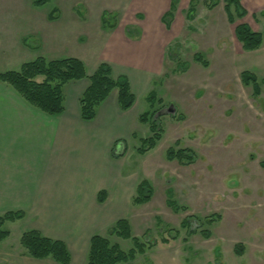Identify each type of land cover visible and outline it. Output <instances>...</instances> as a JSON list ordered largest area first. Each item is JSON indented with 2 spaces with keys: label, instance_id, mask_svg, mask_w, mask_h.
I'll return each instance as SVG.
<instances>
[{
  "label": "rangeland",
  "instance_id": "374dc122",
  "mask_svg": "<svg viewBox=\"0 0 264 264\" xmlns=\"http://www.w3.org/2000/svg\"><path fill=\"white\" fill-rule=\"evenodd\" d=\"M33 1L0 0V72L17 71L23 63L38 57L78 55L96 39L104 9L114 11L110 16L118 19L122 27L145 22L149 16L146 11L151 7L159 13L166 6V0H54L37 8ZM189 1L177 0L173 27L163 31V41L171 43V50L164 61V74L150 89L162 102H156L153 109L161 116V139L144 155L137 153L138 139L150 136L148 125L138 122L149 104L137 95L136 104L124 113L135 136L130 141L123 137L113 146V154L119 157L117 165L120 168L122 164L124 174L132 179H147L154 191L148 205L130 206V212L122 206V217L129 220L132 235L158 244L131 264H264V169L260 166L264 160V86L256 97L251 87L240 81L243 71L264 78V13L248 14L236 22L247 23L262 34L260 48L246 52L233 34L235 24L226 20L223 0H194V12L188 20ZM212 3H216L215 7L208 9L207 4ZM52 8L58 17L54 23L46 19ZM70 16L86 19L81 28H73L74 36L84 37L76 44L64 45L63 54H53L55 47H60L57 41L41 44L36 37L27 38L26 45H21L24 49H13L27 26L42 33L53 26L61 31V24ZM195 53L207 61L206 68L193 61ZM178 59L186 63L185 71L179 69ZM86 65L90 70V62ZM170 106L172 114L183 116V120L170 117ZM177 140L181 147L194 151V164L186 167L166 160V150ZM170 188L173 199L186 206L187 212L175 214L167 207ZM213 213L220 214L221 219L210 227L209 239L197 233L188 237L185 244V233L180 230V237L170 240L169 230H179L184 216ZM32 223L25 219L4 224L10 236L4 248L0 244V256L2 250H10L13 256L8 264H21L16 261L21 253L19 239ZM96 234L107 236L106 231ZM162 237L169 239V247L160 245ZM109 239L123 251L132 247L131 240L114 236ZM236 244L242 245L241 256L234 254ZM86 254H75L73 264H86Z\"/></svg>",
  "mask_w": 264,
  "mask_h": 264
},
{
  "label": "crops",
  "instance_id": "0c3cea01",
  "mask_svg": "<svg viewBox=\"0 0 264 264\" xmlns=\"http://www.w3.org/2000/svg\"><path fill=\"white\" fill-rule=\"evenodd\" d=\"M171 1L166 0L165 8L159 13L154 7L147 10L149 16L145 22L120 27L118 19H114L113 29H103L101 18L104 12H115L101 10L99 32H95L96 39L89 43L90 47L82 49L76 57L66 56L81 60L88 76L99 64L107 63L113 78L125 76L128 79L135 98L132 107L137 95L146 101L151 85L155 86V80L164 74V61L171 43L163 41V31H170L173 24L165 28L162 16L169 11ZM241 4L250 15L264 13V0H242ZM57 18L55 14L50 21L46 16L50 23ZM85 20L70 16L60 26L64 29L56 31L53 26L46 33L36 28L32 31L27 26L17 37L13 49H24L21 45H26L27 38L36 37L41 44L57 41L60 47L57 45L59 49L55 47L53 54H63L64 45L83 41V34L74 36L73 28H81ZM127 27L139 29L140 36L128 37ZM58 58L61 57L52 59ZM88 86L87 78L66 83L62 88L63 112L47 115L0 82V215L22 211L24 216L17 221L33 222L32 226L27 225V230L33 228L45 237L66 244L71 255L70 264L75 263V254H86L90 238L97 231L107 232L110 224L124 218L123 205L130 212L137 184L147 180L125 175L122 164L120 168L117 165L119 157L113 156L116 143L123 137L129 140L135 136L136 132H132L124 116L132 107L121 110L114 89L97 107L94 118L84 121L80 117L79 98ZM100 192L104 193L102 202L98 201ZM6 239L1 242L2 248L7 244ZM160 245L170 246L168 243ZM20 247L22 254L16 256V261L21 264H57L50 258H31ZM12 256L10 250H2L0 262L11 263Z\"/></svg>",
  "mask_w": 264,
  "mask_h": 264
},
{
  "label": "trees",
  "instance_id": "16d2710c",
  "mask_svg": "<svg viewBox=\"0 0 264 264\" xmlns=\"http://www.w3.org/2000/svg\"><path fill=\"white\" fill-rule=\"evenodd\" d=\"M53 0H34L35 7L43 6ZM194 0L189 1L186 17L192 18L194 12ZM223 11L229 24H235L234 36L241 49L246 52L255 51L262 44V34L253 31L245 23H236L247 15V11L242 7L241 0H223ZM177 0H172L170 9L162 16V23L165 28H169L174 17ZM216 3L207 4L208 9L215 7ZM56 10L52 8L48 13V19L51 21L55 18ZM253 16V15H252ZM115 18L109 13L104 12L101 18L103 29H113L115 27ZM125 33L128 37H139L140 30L137 28L127 27ZM171 48L168 47L167 55L169 56ZM173 55L172 53L170 54ZM171 58V57H170ZM174 61V59H172ZM176 61V60H175ZM193 61L203 67L208 63L199 53L193 55ZM179 69L183 70L185 62L178 59ZM87 78L89 86L79 98L80 117L84 121H90L96 114L97 107L108 97L112 90H117V100L119 108L123 111L128 110L134 103V95L131 91L128 79L125 76L113 78L110 65L101 63L95 71L88 76L84 63L73 57L58 59H46L38 57L33 61L23 63L17 71H6L0 73V82L10 86L20 97L33 108L40 110L47 115H59L64 110V95L62 88L70 82ZM241 83L244 86H251L254 95L260 93V86L264 85V79L258 81L255 75L248 71L240 74ZM149 104L148 110L144 111L138 117V122L148 125L150 136L139 139L137 153L144 155L156 146L161 139L162 129L159 124L160 117L158 110L154 111V104H161V100L156 98V92L150 91L146 97ZM171 118L181 121L183 116L170 115ZM177 140L173 146L166 150L165 158L167 161H175L180 166H190L196 162V154L187 147H181ZM116 157V154H113ZM264 169V160L260 162ZM153 187L147 180L140 181L132 197V205H144L151 201L153 196ZM104 193L100 192L98 201L102 202ZM166 205L174 213L187 212V207L179 205L173 199L172 189H168L166 194ZM24 216L22 211H9L0 215V243L4 241L9 232L3 228L6 222H15ZM221 219L220 214L213 213L203 217L196 215H186L179 225V230H169L170 240H176L180 235V230L185 233L183 241L186 243L188 237L199 233L204 239L211 237L210 227ZM107 235L116 238L131 240L132 247L123 251L117 243H112L109 237L94 234L89 241L88 251L86 254V264H131L138 255H143L146 250L150 249L157 242L141 241L132 235L130 223L127 219L117 220L107 231ZM162 244L168 243L167 237L159 240ZM19 244L25 254L34 259L50 258L57 264H70L71 255L66 244L61 240L51 239L43 236L38 230L30 229L24 231L19 239ZM234 254L242 255V245L234 246Z\"/></svg>",
  "mask_w": 264,
  "mask_h": 264
},
{
  "label": "flooded vegetation",
  "instance_id": "af4514ba",
  "mask_svg": "<svg viewBox=\"0 0 264 264\" xmlns=\"http://www.w3.org/2000/svg\"><path fill=\"white\" fill-rule=\"evenodd\" d=\"M247 15H248V13H247ZM246 15V16H247ZM238 24V23H237ZM245 24H247V23H245ZM231 25V24H230ZM233 25V24H232ZM235 27V26H234ZM236 39V38H235ZM237 41V40H236ZM240 44V43H239ZM241 46V45H240ZM254 75V74H253ZM257 78V77H256ZM258 79V78H257ZM264 79V78H263ZM263 79H258L259 81H261V80H263ZM241 81V80H240ZM243 85V84H242ZM261 86H264V85H261ZM261 86H260V89H261ZM246 87H248V86H246ZM251 87V86H250ZM252 89V88H251ZM253 91V90H252ZM260 94V93H259ZM258 94V95H259ZM258 95H255L256 97L258 96ZM172 109H173V107H172ZM170 115H172V114H170Z\"/></svg>",
  "mask_w": 264,
  "mask_h": 264
},
{
  "label": "water",
  "instance_id": "95a60500",
  "mask_svg": "<svg viewBox=\"0 0 264 264\" xmlns=\"http://www.w3.org/2000/svg\"><path fill=\"white\" fill-rule=\"evenodd\" d=\"M168 113L172 114L173 113V109H172V106H170L167 110Z\"/></svg>",
  "mask_w": 264,
  "mask_h": 264
}]
</instances>
